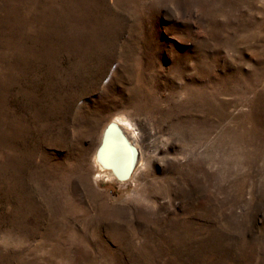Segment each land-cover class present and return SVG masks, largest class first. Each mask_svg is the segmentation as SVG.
<instances>
[{"label":"rangeland","instance_id":"374dc122","mask_svg":"<svg viewBox=\"0 0 264 264\" xmlns=\"http://www.w3.org/2000/svg\"><path fill=\"white\" fill-rule=\"evenodd\" d=\"M0 264H264V0H0Z\"/></svg>","mask_w":264,"mask_h":264},{"label":"bare ground","instance_id":"6f19581e","mask_svg":"<svg viewBox=\"0 0 264 264\" xmlns=\"http://www.w3.org/2000/svg\"><path fill=\"white\" fill-rule=\"evenodd\" d=\"M112 121L118 126L119 129H121V131L126 135L129 141L135 146V148L138 151L137 135L135 134V131L131 129L130 123L128 121H124L120 119H113ZM108 123L106 124V126L108 125ZM104 130L102 132V135L100 134L101 135L100 142L94 151L93 158L95 164H97L101 170L99 173H102L101 175L103 177L116 178L115 172L119 173L121 166H123L125 161L128 159V155H127V151L123 149L120 141L118 140L114 128L112 127L110 129L109 134L105 136H103ZM137 164H138V152L135 159L134 168L137 167Z\"/></svg>","mask_w":264,"mask_h":264},{"label":"water","instance_id":"95a60500","mask_svg":"<svg viewBox=\"0 0 264 264\" xmlns=\"http://www.w3.org/2000/svg\"><path fill=\"white\" fill-rule=\"evenodd\" d=\"M114 125V126H113ZM114 128L115 133L117 134V138L120 141L123 149L127 151L128 159L125 161L123 166H121L119 173L115 172V176L117 180H125L130 177L133 173V168L135 164V159L137 156V149L135 146L129 141L126 135L118 128V126L113 122L110 121L104 130V134L108 135L111 128Z\"/></svg>","mask_w":264,"mask_h":264}]
</instances>
